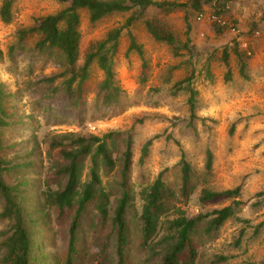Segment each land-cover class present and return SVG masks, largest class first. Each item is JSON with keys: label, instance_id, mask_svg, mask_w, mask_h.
Listing matches in <instances>:
<instances>
[{"label": "rangeland", "instance_id": "1", "mask_svg": "<svg viewBox=\"0 0 264 264\" xmlns=\"http://www.w3.org/2000/svg\"><path fill=\"white\" fill-rule=\"evenodd\" d=\"M3 1L0 0V8ZM201 4V11L192 6L167 14L150 9L132 26L131 31L142 46L146 68L138 53H127L129 37L124 30L114 58L116 79L125 91L124 100L119 108L96 107L105 74L95 60L84 83L85 106L75 112L65 109L66 97L58 92L65 79L59 77L64 70L60 60L35 50L38 36L20 41L18 35L19 30L32 27L36 18L54 14L65 4L58 0H14L12 21L4 23L0 18V81L9 91L18 93V113L23 116L20 132L6 134L17 149L8 157H18L14 163L20 168L18 174H10L7 179L19 186L25 198L22 206L33 238L32 264H66L69 254V231L77 206L61 210L51 205L46 196L65 187L67 178L59 172L64 161L57 150L48 154V149L55 135L68 132L99 137L115 133L106 140L115 165L110 168L100 162L101 182L96 187L98 193L106 195L103 202L108 212L103 216L97 198L89 203L76 230L73 264H96L100 254L99 264H118L113 218L124 192L130 198L125 212L128 243L124 264L163 263L170 242L143 247L141 220L145 204L142 193L163 171V181L174 195L170 205L181 206L189 219L199 218L192 234L197 253L194 264L264 262V198L256 197L264 190V0H202ZM134 11L112 14L95 24L90 22L86 11H81L79 65L84 63L92 43L105 39L109 30L122 27ZM216 11L237 25L238 35L229 31L217 34L213 24L197 20L198 12ZM149 18L162 19L176 34L179 55H174L168 44L156 41L147 31L145 20ZM242 37L252 49L251 56L248 55L249 79L241 76L234 54V47L240 45L238 40ZM224 49L230 51L229 82L225 81L228 68L222 60ZM51 77L58 78L45 82ZM188 78L190 88L197 92L193 120L188 104L190 92L186 88ZM177 83L181 86H176ZM58 87L56 92L54 89ZM149 140L152 143L148 155L141 163L143 146ZM128 142L132 156L130 169L125 172ZM208 151L213 155L210 171L206 168ZM182 152L191 165L195 184L186 205H182L184 199L180 197ZM90 172L88 157L76 199L90 182ZM238 186L240 195L236 199L246 204L239 206L235 216L221 227L209 229L211 211L232 204L235 198L222 196L201 201V191L221 192ZM2 209L0 202V212ZM173 217L170 213L162 218L156 241L167 231L165 221ZM6 224L0 222V231ZM0 264H5L2 250Z\"/></svg>", "mask_w": 264, "mask_h": 264}, {"label": "trees", "instance_id": "2", "mask_svg": "<svg viewBox=\"0 0 264 264\" xmlns=\"http://www.w3.org/2000/svg\"><path fill=\"white\" fill-rule=\"evenodd\" d=\"M65 4L60 11L42 16L35 19L34 25L27 29L19 30L20 41H25L29 36L36 35L39 37L35 44V50L40 54L60 60L63 73L59 77H65L63 87L55 88L57 92H62L66 97L65 109L68 111H79L84 108L85 101L83 98L84 83L89 75V67L96 60L101 70L104 71L105 79L99 86V93L96 98V107L108 109L119 108L125 98V91L122 90L116 79L115 73V56L118 52L120 39L124 30H127L129 37V46L127 53L136 52L143 59V68L147 67V62L143 57L142 46L136 41L131 28L132 26L150 9L159 12L172 13L182 11L189 6L195 10L201 11L202 0H191L188 3H177L172 1L159 0H58ZM14 0H4L0 8V18L4 23H10L13 19L12 7ZM134 11L126 20L122 27L113 28L108 31L105 39L97 43H92L89 51L85 55L82 65H79L81 49L80 33V12L86 11L92 24L99 22L101 19L116 13H126ZM200 12H198V15ZM214 14L223 16L219 11ZM224 17V16H223ZM226 18V17H225ZM188 29H191L189 19L186 17ZM214 25V31L222 34L226 28ZM145 26L152 37L161 43L168 44L174 55H179L178 40L176 34L165 25L162 19H146ZM238 42H240L238 40ZM2 52L0 50V56ZM234 54L237 58L239 72L242 77L249 79L247 65L248 56L240 50V45L234 47ZM230 51L224 50L222 60L228 67L225 75V81L231 80V71L229 66ZM58 77L45 79V82L51 83ZM190 83V78L186 80ZM184 82V81H183ZM75 84V86H74ZM177 83L176 86H181ZM190 92L188 104L191 111V120L196 119L195 111L197 108V92L187 85ZM17 92L9 91L7 85L0 81V202L3 209L0 212V222L7 223L5 229L0 231V250L3 251V260L5 264H32L34 261L33 238L32 233L27 227L24 209L22 206L25 200L22 190L18 185L11 184L7 177L10 174H18L19 164L14 161L18 157L9 158L11 151H16V144L8 141L7 132L16 133L23 126V116L18 113L17 101L19 100ZM75 116H82L76 115ZM115 133L110 132L102 137L94 135H79L75 133H65L55 135L49 145L48 154L57 150L64 164L60 167L59 172L67 178L65 187L62 191L46 193L47 200L51 205L57 206L63 210L77 206L75 217L70 226V244L69 254L66 264H73V255L75 251V234L78 228L79 220L86 210L89 203L97 198L100 202L98 208L103 216L107 215L106 195L98 193L96 187L100 184V175L98 166L100 162L110 168L114 167L115 162L107 146L106 140L112 138ZM69 140V143L66 141ZM152 140L147 141L142 149L140 162L143 163L148 155L149 147ZM130 142L127 143L124 153L125 163L124 170L127 172L131 166ZM90 157L91 160V180L84 186L81 196L78 195L77 187L80 183L82 170L85 160ZM213 155L211 151L207 152L206 168L212 169ZM181 198L182 205H186L189 199V192L195 190L193 183V172L190 163L186 160L182 152L181 160ZM15 172V173H14ZM164 171L161 172L155 182L147 189H144L142 198L145 202L143 207L142 220V244L145 248H151L152 245L158 246L161 242H170L165 253L162 264H194L196 260V249L194 247L192 234L196 231L199 218L189 219L181 206L171 203L173 191L166 186L163 181ZM240 195V186L221 192L203 189L201 191V201H212L218 197L228 196L235 198L232 204L223 208L214 209L208 216H213L210 221V228H219L227 220L233 218L239 206L245 205L246 202L237 200ZM256 197L264 198V190L257 193ZM129 193L124 192L115 209L113 223L117 232V256L118 264H124V251L128 243L127 227L125 223V212L129 203ZM173 213L172 219H167V231L163 238L156 241L162 227V218L168 217ZM187 254L185 255V253ZM102 255L96 259L99 264ZM223 260V258L218 259ZM264 264V262L260 263Z\"/></svg>", "mask_w": 264, "mask_h": 264}, {"label": "built area", "instance_id": "3", "mask_svg": "<svg viewBox=\"0 0 264 264\" xmlns=\"http://www.w3.org/2000/svg\"><path fill=\"white\" fill-rule=\"evenodd\" d=\"M197 20L199 22L208 21L210 24H215L220 27L226 28V31H229L235 35L239 34V28L237 25L232 24L229 20L225 17L211 13V14H204L200 13ZM241 42V40H239ZM242 47L247 51V55H251V51L249 50V45L246 41L241 42Z\"/></svg>", "mask_w": 264, "mask_h": 264}, {"label": "crops", "instance_id": "4", "mask_svg": "<svg viewBox=\"0 0 264 264\" xmlns=\"http://www.w3.org/2000/svg\"><path fill=\"white\" fill-rule=\"evenodd\" d=\"M242 38H243V37H242ZM242 41H246V39L243 38V39L241 40V42H242ZM240 46L242 47L241 43H240ZM241 47H240V49H241ZM243 49H244V48L242 47V51H243V52L245 51L246 54H247V51H246L245 49H244V50H243ZM224 50H225V49H224ZM224 50H223V52H224ZM249 50L252 51V49H250V46H249ZM223 52H222V55H223ZM251 54H252V53H251ZM247 56H248V55H247ZM250 56H251V55H250ZM249 64H250V60H248L247 71H248V68H249ZM225 66H226V65H225ZM227 68H228V67H227ZM238 68H239V67H238ZM228 190H229V189H228Z\"/></svg>", "mask_w": 264, "mask_h": 264}]
</instances>
